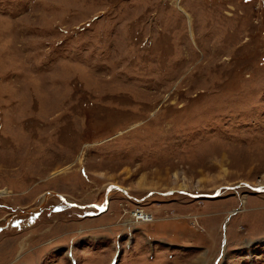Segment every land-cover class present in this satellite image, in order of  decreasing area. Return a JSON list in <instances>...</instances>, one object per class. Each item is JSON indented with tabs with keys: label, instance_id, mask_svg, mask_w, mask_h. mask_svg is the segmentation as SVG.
Returning <instances> with one entry per match:
<instances>
[{
	"label": "rangeland",
	"instance_id": "1",
	"mask_svg": "<svg viewBox=\"0 0 264 264\" xmlns=\"http://www.w3.org/2000/svg\"><path fill=\"white\" fill-rule=\"evenodd\" d=\"M238 182L264 185V0H0V264H264Z\"/></svg>",
	"mask_w": 264,
	"mask_h": 264
},
{
	"label": "water",
	"instance_id": "2",
	"mask_svg": "<svg viewBox=\"0 0 264 264\" xmlns=\"http://www.w3.org/2000/svg\"><path fill=\"white\" fill-rule=\"evenodd\" d=\"M241 184H246L247 186H249L251 189H253V190H256V191H264V185H262V184H260V185H251V184H249V183H245V182H238V183H235V184H233V185H230V186H228L229 188H234V187H237V186H239V185H241ZM118 189H120V190H122L123 192H126V190L123 188V187H121V186H118L117 187ZM161 192V194H165V193H168L167 191H160ZM218 190H216L215 192H213V193H204V195L205 196H209V195H216V194H218ZM148 193H150V192H148ZM193 195V194H192ZM59 196H61L60 194H59ZM106 201V200H105ZM95 206H98V205H95ZM98 208L99 209H102V206H101V204L98 206ZM237 209V208H236Z\"/></svg>",
	"mask_w": 264,
	"mask_h": 264
},
{
	"label": "bare ground",
	"instance_id": "3",
	"mask_svg": "<svg viewBox=\"0 0 264 264\" xmlns=\"http://www.w3.org/2000/svg\"><path fill=\"white\" fill-rule=\"evenodd\" d=\"M114 188H117V186L114 187ZM125 190H126V189H125ZM125 193L128 194L127 190H126ZM197 195H198V194H194L193 196H197ZM46 197H47V195H45L44 198H46ZM66 202L70 204V202H68V201H66ZM98 206H99V205H98ZM98 206H96V207L98 208ZM102 208H103V206H102ZM135 212H136L135 214L132 213V215H135V217H136V216L139 217V216L143 215L141 211H135ZM140 218H141V217H140ZM142 219H143V218H142Z\"/></svg>",
	"mask_w": 264,
	"mask_h": 264
},
{
	"label": "flooded vegetation",
	"instance_id": "4",
	"mask_svg": "<svg viewBox=\"0 0 264 264\" xmlns=\"http://www.w3.org/2000/svg\"><path fill=\"white\" fill-rule=\"evenodd\" d=\"M122 191V190H121ZM60 198V197H59ZM60 200H62L63 202H65L62 198H60ZM66 203V202H65ZM82 206H84V205H82ZM81 205L80 206H78V207H82ZM83 208V207H82ZM37 210V209H36ZM36 210H33L32 212L34 213V212H36ZM98 210H100L99 208H98ZM93 211L94 210H92L91 211V213H93ZM31 215V214H30ZM15 218H17V219H20V218H24L23 216H21V215H19V216H16ZM11 225V224H10ZM12 226H17V225H12ZM1 225H0V230H1Z\"/></svg>",
	"mask_w": 264,
	"mask_h": 264
}]
</instances>
